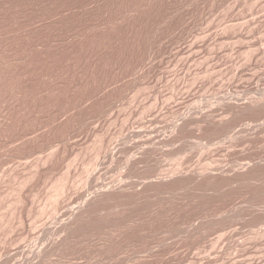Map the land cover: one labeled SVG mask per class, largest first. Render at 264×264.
Masks as SVG:
<instances>
[{"label":"rangeland","instance_id":"rangeland-1","mask_svg":"<svg viewBox=\"0 0 264 264\" xmlns=\"http://www.w3.org/2000/svg\"><path fill=\"white\" fill-rule=\"evenodd\" d=\"M0 264H264V0H0Z\"/></svg>","mask_w":264,"mask_h":264},{"label":"bare ground","instance_id":"bare-ground-1","mask_svg":"<svg viewBox=\"0 0 264 264\" xmlns=\"http://www.w3.org/2000/svg\"><path fill=\"white\" fill-rule=\"evenodd\" d=\"M248 108H250V107H248ZM260 113V112H259ZM187 122V121H186ZM189 125V124H188ZM135 136H137V135H135ZM154 145V144H153ZM230 166V165H229ZM209 167V166H208ZM216 167V166H215ZM206 168V167H205ZM210 168V167H209ZM225 168V167H224ZM213 169H214V167H213ZM204 170V169H203ZM207 170V169H206ZM214 170H216V168L214 169ZM218 170V169H217ZM226 170V169H225ZM229 170V169H228ZM224 171V170H223ZM200 172V171H199ZM207 172V171H206ZM222 172V171H221ZM230 172V171H229ZM148 173V172H147ZM191 173V172H190ZM186 174V173H185ZM197 174H198V172H197ZM206 174V173H205ZM171 175V174H170ZM176 175V174H175ZM201 175V174H200ZM214 175V174H213ZM129 176V175H128ZM172 176V175H171ZM192 176V175H191ZM166 178H167V176H165ZM164 177V178H165ZM175 177V176H174ZM177 177V176H176ZM193 177V176H192ZM200 177V176H199ZM213 177V176H212ZM216 177V176H215ZM169 178H170V176H169ZM186 178V177H185ZM158 179V178H157ZM199 179V178H198ZM197 179V180H198ZM120 180H122V179H120ZM119 180V181H120ZM144 180V179H143ZM125 181V180H124ZM208 181V180H207ZM129 182V181H128ZM146 182V181H145ZM147 183V182H146ZM153 183V182H152ZM202 183V182H201ZM113 184V183H112ZM152 185V184H151ZM118 186V185H117ZM129 186V185H128ZM109 187V186H108ZM107 187V188H108ZM117 188V187H116ZM63 189V188H62ZM114 189H115V187H114ZM113 189V190H114ZM129 189V188H128ZM132 189V188H131ZM103 190V189H102ZM107 190V189H106ZM110 190V189H109ZM61 191H63V190H61ZM119 191V190H118ZM105 193V192H104ZM106 194V193H105ZM102 195V194H101ZM97 196V195H96ZM122 196V195H121ZM110 197H112V196H110ZM97 199V198H96ZM100 199V198H99ZM95 200V199H94ZM94 200H92V201H94ZM77 225V224H76ZM73 226V225H72ZM53 229V228H52ZM71 229V228H70ZM77 229V228H76ZM49 231V230H48ZM51 231V230H50ZM48 233V232H47ZM44 234H46V233H44ZM49 236V235H48Z\"/></svg>","mask_w":264,"mask_h":264}]
</instances>
